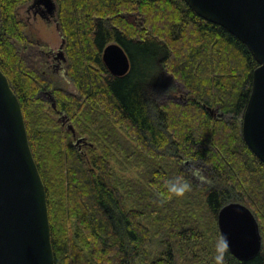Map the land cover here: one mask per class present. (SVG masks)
Returning a JSON list of instances; mask_svg holds the SVG:
<instances>
[{
  "label": "trees",
  "instance_id": "1",
  "mask_svg": "<svg viewBox=\"0 0 264 264\" xmlns=\"http://www.w3.org/2000/svg\"><path fill=\"white\" fill-rule=\"evenodd\" d=\"M27 1L0 0V69L21 104L46 187L56 264H179L181 251L206 264L200 257L216 260L215 241L222 236L219 231L205 241L193 210L201 208L203 220L208 214L218 222L219 211L231 202L252 211L264 239V164L240 126L258 66L247 46L182 0H56L73 94L33 70L19 51L30 46L16 14ZM111 42L131 60L125 77L112 76L103 63V48ZM164 72L183 87L185 103L153 101ZM43 92L55 101L50 110ZM54 116L65 117L68 131ZM108 122L114 124L109 131ZM91 132L94 143L87 140ZM124 149L149 160L143 182L126 185L116 175L111 159ZM190 162L205 164L220 184L201 194L183 168ZM180 174L192 187L178 197L168 193L166 182ZM121 190H129V197ZM144 190H154L155 197ZM178 212V231L165 238L164 215L175 220ZM222 264H264V250L240 261L226 248Z\"/></svg>",
  "mask_w": 264,
  "mask_h": 264
},
{
  "label": "water",
  "instance_id": "2",
  "mask_svg": "<svg viewBox=\"0 0 264 264\" xmlns=\"http://www.w3.org/2000/svg\"><path fill=\"white\" fill-rule=\"evenodd\" d=\"M53 15L55 0H33ZM204 20L220 26L247 46L258 66L241 119L242 137L264 164V0H182ZM103 63L117 78L128 75L131 60L124 48L107 44ZM219 108L214 110L218 114ZM227 249L240 261L262 252L258 220L242 203L231 202L218 214ZM0 264H56L47 191L35 161L21 104L0 69Z\"/></svg>",
  "mask_w": 264,
  "mask_h": 264
},
{
  "label": "rangeland",
  "instance_id": "3",
  "mask_svg": "<svg viewBox=\"0 0 264 264\" xmlns=\"http://www.w3.org/2000/svg\"><path fill=\"white\" fill-rule=\"evenodd\" d=\"M32 1L33 0H28L27 2H25L23 5H21L16 10L18 20L23 21L26 25L25 34H26V36L30 42L29 47L23 48L20 46L19 51H20L22 57L27 62V64L36 72L41 73V70H40V67H41L40 61L41 60H40L39 52L41 51V49L46 50V48H47V46H45L46 44L49 45L50 48H52L56 51L60 47L62 34L59 32V29L56 27V25L54 23L47 24L46 22H43L41 20H34L33 14L29 11V8L32 4ZM138 62H141V61H138ZM139 66L140 67L142 66L141 63H139ZM65 68L67 70L68 63L65 65ZM145 68L146 67H144V69ZM66 70L64 71L65 73L64 72L63 73L57 72L58 74H50V76L48 78H50L53 82L54 81L58 82V84L61 87H63L66 91L73 93V94L77 93L76 88L74 87L72 81L67 76ZM143 71H145V70H143ZM148 73L150 76H154V77L156 76V71L151 70V71H148ZM163 76L165 77L164 82L161 83L162 84L161 89L155 94L154 97H152L153 101L157 102L158 104L164 103L167 100H174L175 102H178V103H185L187 101V94L184 91L183 87L174 79V77H172L171 75L169 76L166 72L163 73ZM157 80H159V82H158V84H159L160 79H157ZM153 82L155 84L157 81L155 80ZM48 93L49 92H45V94L42 93L41 97L48 102V105H49L48 109H49V108H51V104L53 102L51 101L52 99ZM54 118H55V120L58 119L59 122H63L64 125H63L62 129L68 131L67 128L70 126V123L65 120V117L54 116ZM225 119L227 121L233 120L231 116H227V117H225ZM108 123H109V125L107 124L108 126L104 125L106 127L105 129L107 131H109V127L113 128L112 125L114 126V124L112 122H108ZM122 132L124 133L123 134L124 136H122L123 144L125 143V144L129 145L131 138H129V136L126 132H124V131H122ZM241 133H242V129H241ZM92 134H94V133L91 132L90 134H88L87 140L89 142L94 143L93 137H91ZM119 135H120V132H119ZM83 143H82V145H83L84 149H86L87 146L86 145L84 146ZM131 144H133V141L131 142ZM98 146H99V144H98ZM96 149H98V147H96ZM158 150L161 153H167L162 148H161V150L158 148ZM98 153L102 154V151L99 150ZM139 158H141L142 160ZM146 161L148 162L149 160L143 159L142 157H139L138 155L131 156L130 154L126 153V150H125V152H123L122 150H116V151H114V157L111 159V164L114 168L116 175L119 177V180H121L124 184L127 185L130 180H132V181L141 180L142 181V176L147 175L148 166L146 165L147 164ZM183 168L187 171L189 179L196 185V188L198 189V191L201 194L202 193L205 194L212 187L220 184V181L217 178H213V177L211 178L209 167H207L202 162L185 163ZM194 168H199L201 170V174L204 177V179H200L198 176L193 175L192 170ZM121 191L127 195V198L129 197L130 194L129 195L127 194V192L129 190H121ZM131 191L132 190H130V192ZM150 191H151V193L155 192L154 190H147L145 192L147 193ZM188 192H190V191H188ZM152 195H153V193H152ZM153 197H155V195H153ZM185 202L190 203L191 200L186 199ZM200 207L201 206H199V208ZM202 207H205V206L202 205ZM134 208H137V205H135ZM184 210H187V209L184 208ZM181 212H183V209ZM193 212H194L193 217H194L195 223L201 227V230L203 229V231L207 233L206 238L204 237V240L205 241H206V239L211 240L212 239L211 235L212 234L217 235L216 233L219 232L218 222L215 221L214 219L210 218L209 215L206 213H205L207 215L206 220H203L201 208H200V211H199V209H197V210H193ZM179 219H181V215L179 212H178V218L175 220H173V219L171 220L170 216L168 214L164 215L163 226H168V229H169L168 232L164 236L165 238L167 237L169 239H172L174 237L173 234H175V232L178 231L177 228H178ZM185 221L187 222V220H185ZM151 227H153V226L151 225ZM197 229L199 232L201 231L198 227H197ZM157 233H158L157 230L155 228H153V235L156 238L157 243L160 244L161 239L159 238V236H157ZM263 250H264V239H263ZM158 252H159L158 247L155 250H153V252L151 251V259L152 260H154L158 256V254H159ZM200 258L204 259L206 264H211V263L215 264V262H216V260H213V258H211L209 255H207L205 257L202 256ZM189 260H190V258H186V252L181 251V258L179 257L178 263L179 264H195V262H193V260H190V261Z\"/></svg>",
  "mask_w": 264,
  "mask_h": 264
},
{
  "label": "flooded vegetation",
  "instance_id": "4",
  "mask_svg": "<svg viewBox=\"0 0 264 264\" xmlns=\"http://www.w3.org/2000/svg\"><path fill=\"white\" fill-rule=\"evenodd\" d=\"M29 11L33 14L34 20H41L47 24L54 23L59 29V32L62 34L57 17L58 9L53 15H50L45 11V8L42 5H37L34 1H32ZM65 45V38L62 34L60 47L56 51L46 44V50L41 49L39 52L41 60L40 74L47 80H51L48 78L50 74H58L57 72L63 73L66 70L65 65L68 63V60L65 52ZM43 94H45V92H43ZM48 94L50 95L52 99L51 101L55 107V101L52 94L50 92Z\"/></svg>",
  "mask_w": 264,
  "mask_h": 264
},
{
  "label": "clouds",
  "instance_id": "5",
  "mask_svg": "<svg viewBox=\"0 0 264 264\" xmlns=\"http://www.w3.org/2000/svg\"><path fill=\"white\" fill-rule=\"evenodd\" d=\"M192 172L193 175L198 176L200 179H204V177L201 174V170L199 168H194ZM166 183H167L168 193L178 197L185 195L188 191L191 190L192 187L183 174L169 178ZM227 245H228L227 235L223 237H219L215 241V250H216L215 259L218 262V264H222Z\"/></svg>",
  "mask_w": 264,
  "mask_h": 264
},
{
  "label": "bare ground",
  "instance_id": "6",
  "mask_svg": "<svg viewBox=\"0 0 264 264\" xmlns=\"http://www.w3.org/2000/svg\"><path fill=\"white\" fill-rule=\"evenodd\" d=\"M41 175V174H40Z\"/></svg>",
  "mask_w": 264,
  "mask_h": 264
}]
</instances>
